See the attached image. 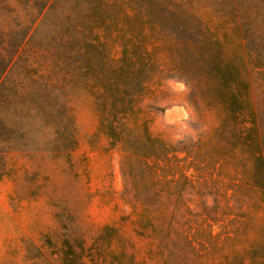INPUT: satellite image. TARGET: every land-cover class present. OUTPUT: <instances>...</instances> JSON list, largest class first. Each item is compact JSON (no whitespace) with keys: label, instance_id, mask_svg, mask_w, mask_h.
I'll list each match as a JSON object with an SVG mask.
<instances>
[{"label":"trees","instance_id":"1","mask_svg":"<svg viewBox=\"0 0 264 264\" xmlns=\"http://www.w3.org/2000/svg\"><path fill=\"white\" fill-rule=\"evenodd\" d=\"M165 77L183 79L191 100L217 115L209 138L174 144L138 123L143 96ZM63 81L93 95L141 201L138 228L163 249L169 229L154 220L166 214L149 202L187 183L202 187L227 156L241 155V171L251 164L249 185L264 200V0H0V177L15 144L56 155L75 146ZM231 256L243 264L245 254Z\"/></svg>","mask_w":264,"mask_h":264},{"label":"rangeland","instance_id":"2","mask_svg":"<svg viewBox=\"0 0 264 264\" xmlns=\"http://www.w3.org/2000/svg\"><path fill=\"white\" fill-rule=\"evenodd\" d=\"M120 49L111 44V56L118 58ZM63 85L74 120L73 149L56 155L44 144H15L5 154L0 264H229L234 251L245 254L243 264H262L264 200L249 185L248 161L241 171V155L227 156V163L219 160L202 175L210 179L202 187L187 183L180 195L162 193L149 202L154 213L160 207L166 214L154 220L169 229L163 249L138 228L141 201L124 176L119 149L99 127L93 95L83 84ZM139 106L138 123L147 122L153 136L170 143L206 140L219 126L213 110L191 100L181 78H163Z\"/></svg>","mask_w":264,"mask_h":264}]
</instances>
